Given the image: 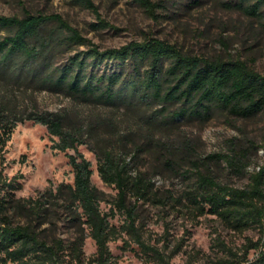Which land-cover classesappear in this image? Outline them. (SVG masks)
I'll list each match as a JSON object with an SVG mask.
<instances>
[{
	"label": "trees",
	"instance_id": "1",
	"mask_svg": "<svg viewBox=\"0 0 264 264\" xmlns=\"http://www.w3.org/2000/svg\"><path fill=\"white\" fill-rule=\"evenodd\" d=\"M77 1L96 13L92 0ZM132 1L158 18L159 2ZM232 6L260 18L264 0H238ZM95 26L109 25L100 21ZM1 29L9 33L0 39V152L19 123L44 125L53 148L67 154L74 179L17 197L23 174L8 176L1 168L0 264H84L87 234L96 245L91 263L110 264L108 244L120 235L109 222L115 210L126 215L123 231L144 247L136 225L139 204L189 220L213 215L238 234L256 229L260 238L245 237L240 251L217 239L220 255L213 264H264V165L250 174L246 187L237 188L217 181L205 164L192 162L188 170L176 157L185 156L189 146L179 127L184 120L207 118L213 108L240 118L263 114L264 75L238 59L190 55L152 38L100 49L56 14L0 15ZM74 45L87 49L59 63V53ZM41 91L68 103L41 110L34 97ZM82 145L95 155L100 179L116 190L112 201L92 184V164L79 152ZM143 154L172 172L182 171L191 185L180 195L157 186L153 176L158 171L141 170L136 163ZM246 159L238 152L226 163L241 173ZM102 202L111 205L110 213L102 211ZM62 216L74 229L69 241L52 233ZM151 250L156 264H173ZM252 251L256 256L250 259ZM187 264H195L192 256Z\"/></svg>",
	"mask_w": 264,
	"mask_h": 264
},
{
	"label": "rangeland",
	"instance_id": "2",
	"mask_svg": "<svg viewBox=\"0 0 264 264\" xmlns=\"http://www.w3.org/2000/svg\"><path fill=\"white\" fill-rule=\"evenodd\" d=\"M153 1L161 4L157 19L150 17L132 0H92L96 13L83 8L77 0H0V15L22 18L26 12L56 14L100 49L118 48L152 38L174 44L190 55L225 61L238 59L264 75V6L261 17L255 18L232 6L238 0ZM100 21L109 26H95ZM8 33L7 29H1L0 39ZM86 49L87 46L78 45L71 46L67 52L63 49L57 61L63 63L70 55ZM34 97L41 110H56L68 103L62 96L45 91L35 93ZM179 127L189 139V146L183 151L185 156H176L177 163L183 164L185 169H192V162H200L220 183L243 188L250 182V174L264 165V113L240 118L213 108L207 118H190ZM53 144L44 125L25 121L16 126L3 154L0 152V170L3 168L8 176L23 174L17 197H28L36 190L56 188L61 183H73L67 154L54 149ZM79 152L92 164V184L112 201L116 190L100 179L95 155L85 145L79 147ZM238 152L247 155L241 173L226 163L227 156H235ZM136 163L141 170L158 171L153 176L155 184L175 195H180L191 185V179L184 177L182 171L172 172L162 163H155L149 155L143 154ZM110 207L107 202L101 203L103 212L110 213ZM136 219L144 247L134 236L123 231L127 224L124 213L115 210L110 214L109 222L120 233L108 244L112 256L110 264H156L151 249L160 251L173 264H187L190 256L195 264H213L220 255L215 247L217 239L240 251L245 237L255 241L261 236L256 229L244 234L234 233L213 215L189 220L182 213L142 204L136 208ZM52 233L65 241L74 237V229L65 216ZM83 253L84 264H94L89 259L95 255L96 245L88 234ZM255 256L252 251L249 258Z\"/></svg>",
	"mask_w": 264,
	"mask_h": 264
}]
</instances>
